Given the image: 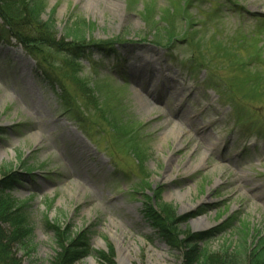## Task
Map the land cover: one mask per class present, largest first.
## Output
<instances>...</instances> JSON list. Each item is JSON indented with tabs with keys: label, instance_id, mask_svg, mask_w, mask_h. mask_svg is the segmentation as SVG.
I'll use <instances>...</instances> for the list:
<instances>
[{
	"label": "rangeland",
	"instance_id": "374dc122",
	"mask_svg": "<svg viewBox=\"0 0 264 264\" xmlns=\"http://www.w3.org/2000/svg\"><path fill=\"white\" fill-rule=\"evenodd\" d=\"M45 1L58 40L77 46L68 26L84 21L83 44L96 48L74 62L72 53L32 56L0 43V172L22 174L13 205L26 204L34 227L33 247L14 251L21 264L53 262L59 246L47 221L88 232L96 252L78 264H192V235L231 222L201 244L212 258L236 247L240 231L252 233L250 245L263 238L264 82L244 91L243 81L264 74V0H199L190 9L189 0ZM165 12L186 37L159 45L148 20ZM104 42H115L119 62L96 50L111 47ZM115 129L135 130L136 151ZM161 203L175 211L181 248L153 224Z\"/></svg>",
	"mask_w": 264,
	"mask_h": 264
},
{
	"label": "trees",
	"instance_id": "16d2710c",
	"mask_svg": "<svg viewBox=\"0 0 264 264\" xmlns=\"http://www.w3.org/2000/svg\"><path fill=\"white\" fill-rule=\"evenodd\" d=\"M194 1L197 2L199 0H189V9L193 6L192 2ZM46 6L47 4L45 0H0V21L2 22V25H0V42H9L11 39L16 40V42L23 46L24 50L32 56H43L42 52L44 51V48H48L55 49L59 54H75L74 62H76L77 59L82 60L86 58L84 52L96 48L93 46H90L91 48L85 47L83 44L85 42L84 36L86 33V23L82 21L75 25L69 24L68 37H73L77 42V46H71V43H67V39H57L55 33L56 24L51 16L48 20H44L43 16L47 10ZM152 12L154 14L155 10ZM192 20L193 19L191 18L190 23L194 24ZM148 23L152 24L150 36L159 45H164L170 40L175 41L182 36L186 37V34H184L185 29L177 27L175 17L171 15V13L168 14L165 12L164 16L163 14H158L156 19L148 20ZM103 44L110 45L111 47L100 46L96 49L103 54L102 57L106 59H116L119 62L117 50L114 46L115 42H104ZM236 58L237 57H235V59ZM238 66L241 70L247 69V66H245V63H242V61ZM252 80L256 82L255 87L258 90L260 88L259 82H264V74L259 72L250 73L246 80L243 81L245 85L244 91L246 86L250 85V81ZM240 82L243 83L242 81ZM86 86L87 85H85V87ZM212 87L213 86L211 85L210 88ZM246 95L248 96V94ZM220 97H222L221 94ZM63 101L66 104L67 110H71V108L74 107L68 97H64ZM110 113L111 112H108L107 115L109 116ZM112 120L114 121L115 128L119 130L120 126L118 121L114 120V118ZM130 131V133L124 131V133L121 134L115 129L114 132L120 135L122 141L126 140L129 142V140L131 138L133 139L135 136V130ZM135 146L138 145L134 140V151H136ZM134 157L136 158V161L141 162L139 161V154H134ZM21 167L27 172L33 171L25 162ZM0 174L3 175V179L0 180V264H21V261L17 258V254L14 251L19 247L28 250L34 245V241L32 240L34 227L30 220V214L27 209L28 207L25 204L20 209L16 208L13 205L16 200L11 196L12 192L21 184L23 177L22 174H19L17 171L12 172L6 168H3ZM146 187H148V184ZM143 191L145 192V190ZM148 199L149 202L147 203L150 204L153 200L149 195ZM4 201H6V204ZM150 206L153 207V205ZM156 206V210L158 211H156V213L154 212V216L152 217H154L153 224L161 232H159L160 236L163 237L164 241L170 247H182L181 243H186L187 240H181L180 236L182 235L179 237L177 235L178 223L176 222L178 221L174 215L175 211L172 213V207L165 203L156 204ZM204 213L205 212H199L197 215H203ZM164 215H166V219L164 218ZM46 224L47 229L56 231L55 239L56 244L59 246V252L56 253L51 264H78L92 256V253L96 252L92 247L91 238L88 237L87 231L74 234L69 228L63 231L57 222L52 223L51 221H47ZM232 225L231 222L230 225H224L222 228H217L209 233L192 235L191 239L193 238V241L191 243L188 242L187 246L191 252L185 253V256L187 255V262L192 261V264H264V237L262 236L263 238L258 240L254 239V243L250 245V242L248 241L252 234L250 231L244 232L242 238V232L240 231V237L236 244L237 246L234 248L232 247L233 249H230V251L226 248V251L219 252L214 258H212L210 253L207 252V249H205L206 247H201V244H208L216 237L226 233L227 230L232 228ZM186 238H188V235H186ZM98 254L100 256L99 258H102V260L107 263L110 262L109 258L106 259V257H101V252H98Z\"/></svg>",
	"mask_w": 264,
	"mask_h": 264
},
{
	"label": "bare ground",
	"instance_id": "6f19581e",
	"mask_svg": "<svg viewBox=\"0 0 264 264\" xmlns=\"http://www.w3.org/2000/svg\"><path fill=\"white\" fill-rule=\"evenodd\" d=\"M183 134V133H182ZM182 134H179L176 138H177V140H181V138L180 137H182ZM178 146L179 147H181V145L180 144H178ZM178 147V148H179ZM1 154H0V158H1ZM83 158V157H82ZM193 223H194V225L197 227V228H202V227H204V223H205V220L204 219H198V220H196V221H193ZM118 242L120 243L121 242V239L119 240L118 239ZM120 244H122V243H120ZM123 248V247H122ZM129 255H127V253L122 249V257H123V259L124 260H126L127 258H129L128 257Z\"/></svg>",
	"mask_w": 264,
	"mask_h": 264
}]
</instances>
